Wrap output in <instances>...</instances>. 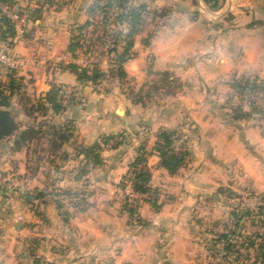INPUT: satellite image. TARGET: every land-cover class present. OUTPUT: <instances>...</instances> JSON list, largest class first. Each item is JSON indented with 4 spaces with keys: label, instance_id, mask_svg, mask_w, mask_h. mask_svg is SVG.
Instances as JSON below:
<instances>
[{
    "label": "crops",
    "instance_id": "0c3cea01",
    "mask_svg": "<svg viewBox=\"0 0 264 264\" xmlns=\"http://www.w3.org/2000/svg\"><path fill=\"white\" fill-rule=\"evenodd\" d=\"M205 4L211 7V18L215 21V30L211 29L210 34L204 36L207 47L204 48L202 41L196 40L193 47L190 46L189 50H184L178 59L172 61H166V51H158L156 58L165 60L163 67L155 70H173L176 75L203 70L204 77H201L204 80H227L229 74H233L231 77L249 74L256 75L264 83V0H207ZM242 7L246 10L242 11ZM216 21H223L224 24ZM226 22L228 25L224 26ZM43 23L41 17L34 24L28 25L26 30L23 28V31H33V35L27 33L20 39L14 37L9 46L10 51L21 55H28V51L38 53L37 48L42 47L34 42L35 33L43 30ZM66 53L70 54L67 50ZM35 57V64H28L13 75L18 77L19 89L21 86L22 90L23 86L25 88L24 93L20 90L17 96L14 90L11 107H8L16 128L10 135L0 139V189L5 179L24 170L26 160L36 157L38 141L44 140L41 145L45 149L44 158L51 159L49 162L59 160L61 167H64L74 160L82 167L83 172L76 179L78 184L73 182L72 185H76L78 194L83 196V203L74 211L62 205L59 210L55 201L61 204L63 196L49 194L35 202L32 208L22 202L20 209L23 218L15 222L1 199L0 191V264H88L90 260L96 264H139V261L147 264L164 259L163 252L166 250H160V239L153 233L154 225L161 219L160 213H153L152 224L145 225L144 221L133 220L122 209L117 186L135 156L137 146L143 145L145 150H150L155 132L150 146L145 139H135L134 143L123 140L111 149L100 151L97 163L86 161L78 154V148L100 143L103 135L130 131L131 125L128 126V122L132 121L136 106L132 105L135 107L130 109L131 114L125 112L118 115L114 109L105 106L102 94L87 91L86 104L77 107L75 103L54 112L43 103L50 85H78L79 82L72 72L61 68L60 62L69 61L65 54H36ZM48 59H53L51 65ZM45 61H49V66H42L41 63ZM8 73L0 65L1 81H6ZM221 73L226 74V78H220ZM80 85L85 89L87 83L82 82ZM22 94L29 100L35 98V101H40L43 110L40 112L31 107L24 108V100L20 98ZM175 94L165 95V98L174 97ZM173 106L171 104L166 107L164 104L161 106L164 110L160 108L158 114L162 112L165 114L162 115L163 119L172 118L175 124L159 127L174 128L175 121H179V110ZM206 113L210 114L208 120L211 125L217 128L213 134L222 133L221 140L216 142L210 135L206 137L201 134L197 140L200 149L197 150L195 144L192 148L194 152L188 148L189 159L194 154L191 160H195L199 151L202 152V163L219 168L221 176L229 174L230 166L234 163L251 181L252 187L258 189L255 193H264V137L259 128L251 120L230 119L221 107L207 108ZM53 122L55 124H46ZM196 123L200 127V123ZM28 131L31 136L20 139V135ZM156 162L155 154L147 157L151 171L148 183L151 187L154 173L163 170L156 167ZM61 173L58 184L62 187L71 185ZM80 184L83 186L78 188ZM146 205L144 203L138 208L140 219H145L140 211ZM62 210L67 213L64 214ZM150 229L152 232L149 233ZM147 235L151 239L148 244L145 242Z\"/></svg>",
    "mask_w": 264,
    "mask_h": 264
},
{
    "label": "rangeland",
    "instance_id": "374dc122",
    "mask_svg": "<svg viewBox=\"0 0 264 264\" xmlns=\"http://www.w3.org/2000/svg\"><path fill=\"white\" fill-rule=\"evenodd\" d=\"M13 8L24 9L28 13V20L23 24L25 30L28 25L34 24L30 19L32 11L44 21L41 26L43 30L35 33L34 40L42 48H37L38 53L28 51V55H25L28 57L36 58V54L51 56L63 53L69 61L76 62V58L85 49L84 43L79 40V31L84 27L88 30L91 47L85 49L89 55L86 56L87 63L84 67L97 68L100 77L93 84L86 80L79 82L78 85L74 83L54 84L57 87L65 86L72 90L71 101L66 107L75 103L77 107L86 104L85 93L87 91L102 94L105 106L114 109L115 114L118 115L125 112L131 114L130 109L136 106V111L132 113L133 119L128 122V126L131 125L130 131H126L125 134L123 131L114 134L115 139H111L106 146H102L101 152L111 149L110 146L116 140L129 143L146 140V144L150 146L153 141L152 135L157 127L175 124L172 118L163 119L162 115L165 114L162 112L158 114L164 104L166 107L172 104L179 110V121H175L174 128L182 134V138H186V147L191 149V152H194L192 149L194 144L197 150L200 149L197 140L201 134L206 137L210 135L211 139L220 142L222 133L213 134L217 128L211 125L212 123L208 120L210 114L206 111L207 108H220L227 92L225 82L233 74H229L227 80H204L203 70H198L196 73L187 71L185 75H176L173 70H170L168 72L176 82L174 89L169 87V91L176 94L174 97L167 98L164 95V92L168 91L163 84L164 81L158 82V77L154 76L155 69L163 67L165 60L156 58L158 51H166V61H172L178 59L184 50H189L190 46L193 47L196 40L202 41L204 48L207 47L204 43V36L210 34L211 29L215 30V21L211 18V7L203 0H22L20 2L4 0L0 2L1 14ZM131 8L136 12L133 19L128 11ZM245 10L242 7V11ZM216 22L224 24L223 21ZM227 25L228 22L224 26ZM25 30L18 36L14 30V37L20 39L27 33L29 36L33 35L30 29ZM104 35L108 39L110 50L120 51L126 42H131L129 52L133 55L123 64V70L121 74L119 73L121 78L117 77L116 71L112 69L113 63L110 53H107L108 48L106 51L99 49L102 46ZM70 38L78 46L74 48L73 53L67 55L66 50ZM6 46L9 47L6 43L0 45V47ZM48 60H51L48 61L51 65L53 59ZM48 62L41 64L49 66ZM223 71L226 72V70ZM224 75L226 74L221 73L220 78H226ZM82 82L87 83L85 89L81 88ZM19 87L18 85L15 89V96L20 90L24 93L25 87L23 86V90L22 86L20 89ZM139 96L142 98L141 103H131ZM12 97L9 99L10 107ZM20 98L24 100V108L31 107L40 112L43 110L44 106L40 101H35V98L29 100L23 94ZM257 101L264 104L260 99ZM161 110H164V107ZM196 122L200 123V127ZM254 122L258 125V121ZM46 124H55V122ZM260 126L263 127H258L259 130L264 129V121H260ZM140 131H142L141 135ZM42 138L44 139L45 136ZM38 143L35 150L36 157L33 160H26L27 163L21 173L5 179L0 191H5L6 185L14 182L29 190L43 189L46 193L44 196L47 197L49 194H57V191L63 188H67L70 194H78L76 185L72 183L78 184L79 182L76 179L80 176V165L74 160L64 167H61L59 160H57L58 163L55 160L49 162L51 159L44 158L45 149L41 145L44 140ZM192 158L194 154L190 159L188 157L182 169L179 168L175 174L170 175L164 170L154 173L152 187L157 188L158 191L159 210L156 213H160L161 219L156 223L157 225H154L153 233L160 239L158 242L160 250L164 248L166 251L163 252L164 259L147 264H240L231 260V255L228 256V260H221L220 245L213 243L212 240L213 236L226 230L229 233L233 232L230 238L235 246L238 245L236 242L241 240V237L235 236L242 234L241 229L245 233L261 230L256 221L258 219L255 218L242 219L241 227L238 229L233 226L234 220L241 212L248 210L255 214L257 207L262 206L259 194L255 193L258 189L252 187L251 181L234 163L230 166L229 174L221 176L219 168L202 163V152L199 151L195 160H191ZM197 170L199 172H196ZM60 172L71 185L62 187L58 184ZM81 186L83 184H80L78 188ZM118 191L120 194L121 191L119 189ZM79 196L78 194L69 198L62 197V207L72 211L76 210L70 204L78 200ZM2 197L1 193L3 200ZM21 203L22 201L16 207L20 208ZM142 204L144 203H140ZM138 208L133 218H139V222L144 221L145 225L152 224V216L155 213L153 209L148 204L144 210L141 208L140 215H144L145 219H140ZM151 230L149 233L152 232ZM148 238L149 235L146 236L147 244L151 240ZM234 248H238L240 253H245L240 247L235 246ZM248 252L253 255L252 249ZM88 264L96 263L90 260ZM104 264L110 263L105 262ZM242 264H249V262L243 261Z\"/></svg>",
    "mask_w": 264,
    "mask_h": 264
},
{
    "label": "trees",
    "instance_id": "16d2710c",
    "mask_svg": "<svg viewBox=\"0 0 264 264\" xmlns=\"http://www.w3.org/2000/svg\"><path fill=\"white\" fill-rule=\"evenodd\" d=\"M4 0H0L2 2ZM206 2L207 0H203ZM130 17L136 15L135 9L131 8L128 10ZM134 12V13H133ZM37 15L34 11L30 14L31 22L37 20ZM33 19V20H32ZM14 24L6 17L5 14L0 12V42H4L10 46L14 39ZM131 32L132 29H131ZM80 40V39H79ZM111 45V44H110ZM78 46V44H77ZM72 38H70L67 51L73 53L74 48L77 47ZM131 49V42H126V45L121 48V50L109 49L107 53L111 55L112 69L116 71L117 77L121 70H123V64L129 60L133 54L129 52ZM130 53V54H129ZM62 69H67L75 75L76 81H88L90 83H95L99 79L100 75L98 70L88 69L84 66H79L73 61H68L65 63L60 62ZM6 75V81L0 80V139L10 135L16 128V124L8 110L9 99L17 89L18 77H13L16 71L10 70ZM154 76L158 77V82H163L167 92L164 95H172L174 93L169 91V87L174 89L175 79L169 74L167 70L156 71ZM166 80V82H165ZM169 80V81H168ZM174 81V83H173ZM227 92L224 95V101L220 104V107L225 109L229 118L232 120H251L257 126H260V121H264V105L260 104L257 99L264 100V83L256 75H240L237 77H231L230 80L226 81ZM153 85V84H152ZM177 86V85H176ZM58 87L54 84L50 85L49 90L43 97V103H45L52 111L56 112L63 109L66 106H61L56 98ZM140 97V96H139ZM134 99L131 103H141V97ZM44 108V107H43ZM258 121V125L254 122ZM261 135L264 137V129H260ZM31 136V132H25L20 135V139H25ZM111 139H115L113 135H103L100 138V143H93L89 146H81L78 148V154H81L86 161H90L92 164L98 162V152H100L102 146L107 144ZM120 141H115L111 148L118 145ZM186 138H182V134L176 130V128H164L159 127L155 131L154 141L150 150H145L143 145L137 146V150L133 159L129 162L128 168L122 178L117 183L120 192V200L122 209L127 213L129 217L133 220L139 222V218H133L136 209L140 203L148 204L154 212L159 210V202L157 200L158 191L157 188H153L149 185V180L151 176L150 167L147 164V157L151 154L157 156L156 167L162 168L168 174H175L179 168L183 167L189 157V150L186 147ZM80 174L83 172L82 167H79ZM127 188L139 195L138 200L129 201L128 197L122 194V191ZM68 190H61L57 194H61L63 197H74L78 194H70ZM45 190H30L22 195V202L28 207L32 208L35 206V202H39L45 195ZM259 198L262 200V206H258L255 214L245 210L241 212L237 218L234 220L233 226L238 229L241 227L242 219H258V226L261 230L245 233L240 231L242 234L235 235L237 238L241 237L235 245L240 247L245 251V253H240L238 248H234V242L230 236H233V232H228L224 230L213 236L212 242L220 245V259L228 260L229 255L236 263L242 264L243 261H248L249 264H264V193H259ZM83 203V196H79L78 200L72 202V206L77 208ZM56 207L60 210L61 204L58 200L55 201ZM260 205V203L258 204ZM64 214L67 212L62 210ZM66 212V213H65ZM240 224V225H239ZM240 235V236H239ZM249 249L253 250V255L249 254ZM240 257L242 259L240 260ZM167 264V263H164Z\"/></svg>",
    "mask_w": 264,
    "mask_h": 264
},
{
    "label": "built area",
    "instance_id": "2783aa9c",
    "mask_svg": "<svg viewBox=\"0 0 264 264\" xmlns=\"http://www.w3.org/2000/svg\"><path fill=\"white\" fill-rule=\"evenodd\" d=\"M6 17L14 24L15 26V34L18 36L23 32V24L25 21L28 20V13L24 9H17L13 8L10 10L5 11ZM89 33L88 30L84 27L82 30L79 31L80 42L84 43L85 49L91 47V41H89ZM102 46L99 49L106 51L109 47L108 39L106 35L102 37ZM96 48V46L92 45ZM94 48V49H95ZM81 52L79 56L76 58V64L79 66H85L86 56L89 55L86 50ZM36 60L33 57H28L21 54H16L10 51L9 47H0V65L7 71L14 70L19 71L24 68L28 64L34 63ZM72 90L65 86H59L57 90V101L61 106H66L71 101ZM259 99V98H258ZM257 99V100H258ZM261 100V99H260ZM264 102V100H262ZM264 105V104H262ZM109 143V142H108ZM107 143V144H108ZM105 144L104 146H106ZM30 190L23 185H18L17 183L11 182L8 183L5 187V191L1 192L3 194V202L10 210L13 220L15 222H19L22 220L23 215L22 211L19 207H16L17 204L22 201V195ZM122 194L128 197L129 201L138 200L139 195L129 189L125 188L122 191ZM19 201V202H18ZM72 206V204H70Z\"/></svg>",
    "mask_w": 264,
    "mask_h": 264
},
{
    "label": "bare ground",
    "instance_id": "6f19581e",
    "mask_svg": "<svg viewBox=\"0 0 264 264\" xmlns=\"http://www.w3.org/2000/svg\"><path fill=\"white\" fill-rule=\"evenodd\" d=\"M120 112V111H119ZM121 113V112H120Z\"/></svg>",
    "mask_w": 264,
    "mask_h": 264
}]
</instances>
